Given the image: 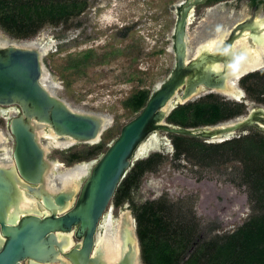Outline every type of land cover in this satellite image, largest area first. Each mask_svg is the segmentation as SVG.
Wrapping results in <instances>:
<instances>
[{
    "label": "rangeland",
    "instance_id": "rangeland-1",
    "mask_svg": "<svg viewBox=\"0 0 264 264\" xmlns=\"http://www.w3.org/2000/svg\"><path fill=\"white\" fill-rule=\"evenodd\" d=\"M178 1L182 0H80L82 5L78 15L57 25L46 24L28 39H16L0 28V40L35 42L48 50L42 57V65L53 85L52 93L74 110L110 118V125L96 144L106 148L121 127L137 114L125 106L127 100L142 90L151 94L174 67L172 34ZM205 20L199 25L200 32H205L214 23L223 22L215 13ZM191 27L195 26L187 27L188 36ZM239 87L245 94L244 101L241 100L244 112L240 116L246 115L251 108H264V83L248 82ZM212 95L227 102L240 103L218 93ZM1 109L7 113L0 112V132L6 138L4 147L11 149L8 118L16 115L18 110L14 106ZM250 133L255 131L247 129L244 135ZM40 142L47 147L45 139ZM96 145L47 148V160L61 165L57 171H50V177L58 187L60 184L56 178L63 171L91 163L103 153L104 150L96 155L88 154ZM72 154L86 158L69 162ZM153 154L161 157L152 170L141 176L138 185L131 189L129 199L121 205L116 206L113 197L109 210L114 220L121 212H129L137 227L136 210L148 203L153 204L154 212L162 207L164 212L158 216L166 223L168 233L175 231L182 236L177 241L189 242L180 255L181 263L200 241L209 242L231 234L256 214L247 188L241 186V165L238 162L218 157L215 162L197 164L186 154L175 158L173 138L158 134L157 149L133 162L126 176L137 163ZM82 181L83 178L79 183ZM12 196L14 207H17L20 197ZM140 264H144L141 250Z\"/></svg>",
    "mask_w": 264,
    "mask_h": 264
},
{
    "label": "water",
    "instance_id": "water-1",
    "mask_svg": "<svg viewBox=\"0 0 264 264\" xmlns=\"http://www.w3.org/2000/svg\"><path fill=\"white\" fill-rule=\"evenodd\" d=\"M202 1L180 3L182 12L172 34L173 69L155 86L136 116L121 127L106 150L89 163L83 181L73 193L43 188L50 173V161L38 131L69 141L71 146L96 145L111 120L72 109L44 85L49 76L42 65V57L48 51L43 45L0 42V107L14 106L18 110L8 118L13 163L0 164V264H102L92 254L96 236L103 233L100 226L108 215L110 202L133 162L148 155L144 145L153 135L190 137L213 144L244 135L248 128L264 134V108H251L244 116L211 126L184 128L166 122L177 107L207 92L223 93L228 87L237 86V80L229 83L220 72L206 67L204 61L187 60L188 12ZM22 191L27 198L34 197L37 211L17 212L13 220L12 195L21 196ZM41 208L48 214H40ZM128 214L133 224L134 245L113 264H140L136 227ZM60 234L69 235L72 241L66 251L62 250L64 238L58 239Z\"/></svg>",
    "mask_w": 264,
    "mask_h": 264
},
{
    "label": "trees",
    "instance_id": "trees-1",
    "mask_svg": "<svg viewBox=\"0 0 264 264\" xmlns=\"http://www.w3.org/2000/svg\"><path fill=\"white\" fill-rule=\"evenodd\" d=\"M81 5L80 0H0V28L16 39H28L35 36L46 24L57 25L70 16L78 15ZM149 95L147 91H139L127 100L125 106L138 113ZM243 112L242 103L227 102L207 95L177 107L167 117V121L175 126L195 128L216 125L238 117ZM170 136L173 138L175 158L186 154L194 158L197 164L215 162L218 157L238 162L241 165V186L247 188L256 214L231 234L199 243L191 255L181 263L180 255L186 250L189 242L177 241L182 236L177 235L175 231L168 233L166 223L158 216L164 210L158 207V212H154L153 204L148 203L136 210L134 216L142 262L264 264V135L258 132L250 133L219 144H206L200 139L190 137ZM103 150L106 148L99 144L88 154L96 155ZM160 157L159 154H153L136 164L115 192L116 206L129 199L131 189L138 185L145 172L152 170V166ZM84 158L86 156L81 154H72L68 161L78 162Z\"/></svg>",
    "mask_w": 264,
    "mask_h": 264
},
{
    "label": "flooded vegetation",
    "instance_id": "flooded-vegetation-1",
    "mask_svg": "<svg viewBox=\"0 0 264 264\" xmlns=\"http://www.w3.org/2000/svg\"><path fill=\"white\" fill-rule=\"evenodd\" d=\"M186 1H178L175 6L177 11L176 22L182 12V4L180 3ZM214 13L220 15L223 22L214 23L205 32H200V23L206 21L205 19ZM189 18H191L190 22L188 21ZM189 25L195 27L190 28L191 32L188 36L186 29ZM185 31L188 47L187 60L190 63L204 61L206 67L220 66L221 69L216 72H220L223 77L227 78L225 76L226 67L241 60L248 67L256 68L233 78L234 81L237 80L238 88L241 90L239 86L248 82L264 83V0H203L189 10ZM189 42L190 46H188ZM207 44L209 50L200 48ZM204 57L207 59L202 60ZM213 93L226 97L219 92H207L203 96ZM242 93V101H244L245 94L243 91ZM240 103L242 102L240 101ZM248 129L263 134L254 128ZM2 152L0 150V154ZM7 163H13L11 155ZM7 163L2 164L4 166L10 165Z\"/></svg>",
    "mask_w": 264,
    "mask_h": 264
},
{
    "label": "bare ground",
    "instance_id": "bare-ground-1",
    "mask_svg": "<svg viewBox=\"0 0 264 264\" xmlns=\"http://www.w3.org/2000/svg\"><path fill=\"white\" fill-rule=\"evenodd\" d=\"M191 21V18L188 19ZM2 40H0L1 42ZM28 44V42L23 43ZM208 44L201 46L202 49H208ZM199 48V49H200ZM213 71H218L221 69L220 66L209 67ZM256 67H248L243 61L238 60L234 62L232 65H228L226 67L225 76H227L226 80L231 83L234 81L233 78L252 70ZM44 85L52 90V83L50 79H46L44 81ZM225 92L222 94L226 97L237 100L243 96L242 92L238 89V87L234 84V86L228 87ZM0 112L2 114H6L7 111L1 109ZM38 136L47 141V148H68L71 146L69 141L58 140L54 138V136L43 130L38 131ZM6 138L2 132H0V150L3 151L0 154V164H5L9 162V157L11 155V149L4 147V143ZM146 148L149 152L157 149V137L156 135L151 136L147 142L145 143ZM151 147V148H150ZM48 150V149H47ZM10 164V163H7ZM12 165V164H10ZM89 163H82L80 165H76L66 171H63L56 179L59 180L60 187L57 186V183L50 177V173L46 175V182L44 184V189L49 191H56L57 189H66L70 192H75L77 190V186L79 185V181L86 175V172L89 168ZM61 167L58 163L50 162V171H57ZM20 201L17 207L11 209L20 213H33L37 211V207L35 205L34 197L27 198L23 191L21 192ZM72 203V202H71ZM70 202L68 204H71ZM67 208V206H66ZM40 214L47 215L48 211L44 208L40 209ZM102 234L97 235L95 239V248L93 250V256H96L102 264H113L116 263L121 256L126 253L127 250L132 249L134 245V239L132 236L133 232V224L132 219L129 216L128 212H121L119 217L114 220L111 210H109L108 215L104 217V220L100 226ZM65 241V246L62 248L63 251H66L72 244V241L69 235L60 234L58 239H63Z\"/></svg>",
    "mask_w": 264,
    "mask_h": 264
}]
</instances>
